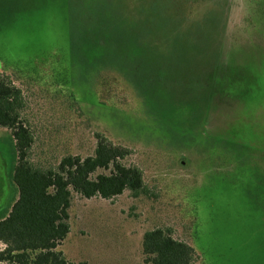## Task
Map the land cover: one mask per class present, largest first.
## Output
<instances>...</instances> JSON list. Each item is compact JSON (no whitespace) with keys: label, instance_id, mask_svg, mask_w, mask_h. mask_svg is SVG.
<instances>
[{"label":"rangeland","instance_id":"rangeland-1","mask_svg":"<svg viewBox=\"0 0 264 264\" xmlns=\"http://www.w3.org/2000/svg\"><path fill=\"white\" fill-rule=\"evenodd\" d=\"M0 73L34 168L92 156L99 133L142 172L137 197L72 194L68 261L144 264L159 228L196 264H264V0H0ZM15 159L0 129V216Z\"/></svg>","mask_w":264,"mask_h":264},{"label":"trees","instance_id":"trees-1","mask_svg":"<svg viewBox=\"0 0 264 264\" xmlns=\"http://www.w3.org/2000/svg\"><path fill=\"white\" fill-rule=\"evenodd\" d=\"M25 100L13 80L0 73V129L10 132L16 150L11 199L0 216V264H87L68 261L58 247L69 234L72 194L112 199L125 190L133 197L146 192L142 172L122 164L131 151L95 133L92 156L67 155L56 169H36L29 162L33 136L22 120ZM109 171L108 174L97 173ZM144 264H196L193 248L175 240L170 230L152 229L142 235ZM199 261V260H198Z\"/></svg>","mask_w":264,"mask_h":264},{"label":"crops","instance_id":"crops-1","mask_svg":"<svg viewBox=\"0 0 264 264\" xmlns=\"http://www.w3.org/2000/svg\"><path fill=\"white\" fill-rule=\"evenodd\" d=\"M12 193L13 194H12V198L11 199H16L17 194H16V190H15L13 184H12ZM0 245H1L0 250H2L4 248V246L1 243H0Z\"/></svg>","mask_w":264,"mask_h":264}]
</instances>
